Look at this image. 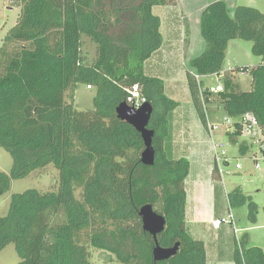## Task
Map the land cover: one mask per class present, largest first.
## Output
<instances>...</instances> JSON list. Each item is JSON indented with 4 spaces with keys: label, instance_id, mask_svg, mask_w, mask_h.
Listing matches in <instances>:
<instances>
[{
    "label": "trees",
    "instance_id": "obj_1",
    "mask_svg": "<svg viewBox=\"0 0 264 264\" xmlns=\"http://www.w3.org/2000/svg\"><path fill=\"white\" fill-rule=\"evenodd\" d=\"M174 3L131 0L116 7L105 0H19L21 15L0 47V147L13 157L10 173L0 171V196L12 180L49 164L59 170V184L56 191L14 193L7 215L0 216V252L13 243L21 256L16 264H94L92 248L108 253L104 264H207L204 242L186 226L190 161L169 158L164 147L169 114L179 103L165 93L163 79L146 74L144 67L162 44L153 7ZM185 25L187 55V20ZM200 25L206 46L190 60L186 75L206 126L205 105L213 94L202 78L222 71L233 39L252 41V51L264 58V12L238 5L231 15L227 2L217 0L204 8ZM84 35L97 45L91 62L83 54ZM235 70L249 71L252 87L240 90L225 76L219 106L234 119L254 113L264 129V62ZM80 83L95 86L93 109L75 107ZM134 85L154 107L149 123L155 131L153 165L142 163L144 140L116 111ZM236 126L234 135L227 133L232 143L241 136L238 120ZM251 147L241 143L240 152L245 155ZM218 171L215 161V181ZM228 197L231 207L254 204L240 187ZM146 204L166 219L159 244H180L166 260H154L155 240L139 215ZM234 259L264 264V247L244 236L241 245L235 244Z\"/></svg>",
    "mask_w": 264,
    "mask_h": 264
},
{
    "label": "rangeland",
    "instance_id": "obj_2",
    "mask_svg": "<svg viewBox=\"0 0 264 264\" xmlns=\"http://www.w3.org/2000/svg\"><path fill=\"white\" fill-rule=\"evenodd\" d=\"M131 0H105L106 5L110 2L118 7L125 4ZM217 0H177L176 4L173 6L169 5H159L154 6L153 12L159 16L160 22L164 19V12L168 11L165 22L168 23L167 27L165 24L163 26L164 30L166 28H171L170 32H173L174 41L173 43V53L169 56V50L165 48L163 50L157 49L156 55H162V52H167L170 62L176 63L178 65L179 71L184 75L183 85L179 86L175 95H179L181 100V107L185 105L188 101V85L186 79V73L188 70H192L190 66V60L201 54L206 46L204 37L201 31L200 19L201 12L203 8ZM227 2V5L230 9L231 15L234 14L235 8L238 5H248L255 7L262 12H264V0H224ZM21 15V6H19V0H0V47L3 44V41L12 27L17 24L18 18ZM188 17L190 24V38L193 42V46L190 47L187 55L183 54V37L184 31V18ZM173 29V31H172ZM162 35V33H161ZM167 35V31L164 32V38ZM178 36L177 38H175ZM183 40V38H182ZM163 41V35H162ZM253 42L247 39H233L229 42L225 59L223 62V69L218 74H213L202 78L204 82V87L215 86L222 83L224 77L228 76L236 79V83L239 86L240 90L246 91L250 90L252 77L249 71L239 72L235 70L236 67H248L252 68L259 64L261 61L264 62V58L256 55L252 51ZM83 54L86 55L89 62L93 61L97 55V45L89 38L88 36H83ZM166 54V53H165ZM176 65V66H177ZM186 91V94H185ZM96 93L95 86L89 87L88 84L80 83L75 91V100L74 104L78 110H90L94 108L93 98ZM169 93V92H168ZM211 103L206 105L207 112V121L208 119L211 122L219 123L223 122L227 115L224 112H221L222 109H219V102L221 98L217 93L211 92ZM186 95V96H185ZM69 101V93L66 96ZM212 109H215L214 112L220 113V118L211 113ZM221 110V111H220ZM197 111V109H196ZM198 113V112H197ZM196 113V114H197ZM211 113L212 115H210ZM199 114H197V117ZM237 120V119H235ZM207 128V125H206ZM227 130L225 126H221L219 130L213 131L212 134L208 131V128L205 130V135L202 138L196 134L195 138H189L190 146H196L201 144L204 149L209 151V148L213 151L207 154L209 158V165L215 162V152L213 149V143H224V147H219V154L221 157V168L223 170L222 176L215 181V186L217 187V199L220 197L223 201V205L227 207V202L229 200V193L233 192L236 188H242L243 192L251 196V200L254 202L253 205L250 203L244 204L241 207H233L232 212L236 217V227H251L249 229L238 230L237 240L234 236V241L241 245V240L243 236L248 232L251 236L253 242L252 244L264 247V161H261L262 168L256 169V161L251 157L253 149L257 150L256 145L254 148L251 144V149L248 150L247 155H243L240 152V145L244 142H251L250 139H247L244 136L238 138V143H232L227 135ZM248 140V141H247ZM248 142V143H249ZM223 151L225 154H222ZM168 155L170 152L167 150ZM223 156L229 158L230 163L227 165L223 162ZM211 158L214 160L211 161ZM241 163L243 168L237 169L236 164ZM13 165L12 155L3 147H0V171L10 173L11 167ZM213 167V166H212ZM59 184V170L54 164H49L46 167L31 173L29 176L22 179L12 180L11 188L8 192L0 196V216L7 215L12 195L14 193H21L27 189L35 188L40 191H56ZM219 200V201H220ZM220 203V202H219ZM229 214V211H228ZM255 216L254 220L252 217ZM232 226V225H231ZM240 239V242L238 241ZM92 251V262L94 264H104L105 254L108 253L102 252L100 250L91 249ZM21 259L20 254L18 253L15 245L13 243L8 244L0 252V264H16Z\"/></svg>",
    "mask_w": 264,
    "mask_h": 264
},
{
    "label": "crops",
    "instance_id": "obj_3",
    "mask_svg": "<svg viewBox=\"0 0 264 264\" xmlns=\"http://www.w3.org/2000/svg\"><path fill=\"white\" fill-rule=\"evenodd\" d=\"M176 2L177 0H175L174 4H176ZM174 4H165V5L173 6ZM155 6H159V5H155ZM167 14L168 11H165L164 19L161 20L160 22V32L163 35V41H162L163 46L161 48L163 50H165V48L169 50L170 51L169 56H170L173 53L172 42L174 41V35L173 32H170L171 28L168 27L166 28V30H164L163 28L164 24L165 27H167L168 25V23L165 22L166 20L165 18L167 17ZM186 20L188 22L189 32L191 33L189 19L188 17H185L184 31L182 37L183 40L181 38V42L183 41L184 55H185L184 39L186 37V25H185ZM165 31H167V35L164 38ZM177 37L178 36H176L175 38ZM192 46H193V42H191V38H190V47ZM165 51L162 52L161 56H158V54L156 55V52H154L152 56L145 62L144 67L146 74L160 77L163 79L165 84V93L169 97L177 100L179 103L178 107L169 114V134L166 137L164 147L166 153L167 150L170 152V156L167 153L169 158L178 159L180 157H186L190 161V171L185 181V189L187 193V201H186L187 229L194 238L200 239L204 242L206 248V254H207V264H237L234 259L236 241H234L233 237L235 236L237 240L236 235L238 233L235 232L234 227L231 226L230 224H223L219 229H215L212 225L214 219L227 216L228 211L232 212V208H233L231 207L229 200L227 202V207H225V205H223V201L220 200L221 197L219 199L220 201L217 199V193H216L217 187L215 186V180L213 178V167H212L213 165L212 163H210L209 165L207 164V162H209L208 161L209 158L207 154L211 153L213 155L212 147L211 149L209 148L208 151L207 149H204V146L202 147L201 144L191 147L190 143L188 142L189 138L191 137L195 138L196 134H198L203 138L205 135V130L207 128L204 125V123L201 121L200 116L197 117L198 113L196 111V107L190 95L189 86H187L189 91L188 101L185 103L184 106L181 107V100L178 97L179 95H175V92L178 91L179 86L182 87L184 75L181 74L178 65L176 63L170 62L169 56H167V52ZM186 79H187V75H186ZM234 80L236 81L235 78ZM187 85H188V80H187ZM219 109L222 108L219 107ZM214 111L215 109H212L211 113H213V115L220 118V113L216 114V112ZM221 112H223V110ZM211 113L209 114L212 115ZM249 144L250 143H248V145ZM212 160L213 159L211 158L210 162H212ZM254 220H256L255 217ZM235 225H236V217H235ZM249 228L251 227H243V228L237 227L239 232L242 229H249ZM244 236H246L249 239L250 243L253 242L248 232ZM238 241L240 242V239Z\"/></svg>",
    "mask_w": 264,
    "mask_h": 264
},
{
    "label": "built area",
    "instance_id": "obj_4",
    "mask_svg": "<svg viewBox=\"0 0 264 264\" xmlns=\"http://www.w3.org/2000/svg\"><path fill=\"white\" fill-rule=\"evenodd\" d=\"M196 78L200 80V76L196 75ZM89 87H91L89 85ZM202 91L205 90V88L201 87ZM207 89L210 92L213 93H219L224 91L223 83L217 84L215 86L207 87ZM128 97H127V104L135 109H139L145 102H147L146 97L142 94L141 88L139 85H134L133 87L128 89ZM206 107V105H205ZM208 116V115H207ZM240 129H241V136L246 137L247 139H250L251 142H248L253 146L256 145L257 150L253 149V153L251 157H253L256 161V169H261L262 164L261 161H264V129L260 125L258 118L255 116L252 112H246L245 114L241 115L239 118H237ZM221 126H225L227 132H230L231 134H235L236 131L239 129L236 126V120L230 116H227L223 122L214 123L211 122L209 119L207 121V128L208 131L212 134L213 131H217L220 129ZM240 136V137H241ZM219 147H224V143H213V149L215 152V161L218 164V173L220 177L223 174V170L221 168V157L219 154ZM222 154H225L223 151ZM223 162L225 164H229V158L227 156H223ZM237 169H242L243 166L241 163L236 164ZM223 224H230L234 227L235 232H238V229L235 225V216L233 212H229L227 216H223L221 218H216L213 220L212 225L215 229L221 228Z\"/></svg>",
    "mask_w": 264,
    "mask_h": 264
},
{
    "label": "water",
    "instance_id": "obj_5",
    "mask_svg": "<svg viewBox=\"0 0 264 264\" xmlns=\"http://www.w3.org/2000/svg\"><path fill=\"white\" fill-rule=\"evenodd\" d=\"M116 111L121 120L132 125L141 134L145 144L141 154L142 163L153 165L156 159V151L153 146L155 131L149 127L154 111L153 105L150 102H145L139 109H135L125 101L117 107ZM139 215L142 219L143 229L149 232L155 240L154 260L162 261L176 255L179 250V243H176L173 247H163L158 242V235L166 227L165 217L156 212L151 204L142 206Z\"/></svg>",
    "mask_w": 264,
    "mask_h": 264
}]
</instances>
